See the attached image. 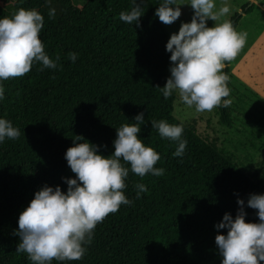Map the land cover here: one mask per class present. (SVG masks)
I'll return each mask as SVG.
<instances>
[{"label": "trees", "instance_id": "1", "mask_svg": "<svg viewBox=\"0 0 264 264\" xmlns=\"http://www.w3.org/2000/svg\"><path fill=\"white\" fill-rule=\"evenodd\" d=\"M53 1L61 11L58 20L43 11L45 0L14 3L15 11L35 8L43 15L39 38L49 57L60 59L56 69L41 71L34 63L24 76L0 82L5 89L0 117L21 130L18 139L0 144V264H32L27 254L16 252L19 214L45 185L67 190L64 180L75 174L64 156L76 137L107 157L116 129L134 123L141 112L145 123L138 138L160 155L155 167L164 174L141 178L129 172L124 194L132 203L96 225L82 259L51 264H221L215 236L227 230L214 225L225 213L235 218L238 199L245 201V222H259L246 203L250 194H264V168L246 174L231 155L173 116L174 93L164 99L157 89L164 87L170 67L169 35L155 16L162 0H144L139 27L119 19L132 0H87L81 9L69 0ZM254 8L245 4L229 19L235 30ZM5 16L11 14L0 6V18ZM69 52L78 53L75 63ZM229 64L222 70L227 76ZM217 108L229 126V108ZM161 119L183 127L182 157L173 156L176 142L151 127ZM137 183L147 189L139 198Z\"/></svg>", "mask_w": 264, "mask_h": 264}, {"label": "clouds", "instance_id": "2", "mask_svg": "<svg viewBox=\"0 0 264 264\" xmlns=\"http://www.w3.org/2000/svg\"><path fill=\"white\" fill-rule=\"evenodd\" d=\"M23 0H21V3ZM256 2V0H253ZM50 3V0H45ZM130 11H121L119 19L139 27L144 0H132ZM184 0H162L155 16L170 25L181 15ZM193 10L189 23H181L178 32L171 34L166 45L170 53V76L162 88H157L164 99L176 93L180 102L197 112L212 111L215 107H228L232 101L227 86L229 77L222 71L225 62L232 61L244 47L247 34L238 33L230 20L215 23L230 12L227 3L216 9V0H187ZM48 18L56 15L49 7ZM44 25L43 15L35 8H18L10 17L0 18V82L27 74L34 63L40 70L56 69L57 61L44 50L39 34ZM78 53L69 52L68 59L75 63ZM5 89L0 83V101ZM144 113L134 117V123L122 124L116 129L112 142L114 151L105 157L98 147L76 137L73 146L65 152V160L75 178L65 179L67 190L47 185L34 193V198L19 214L17 253L27 254L32 264H51L53 260L75 261L83 258L86 244H90L97 224L121 205H130L124 194L129 172L143 178L146 174L161 176L165 169L155 167L160 155L145 146L138 138ZM151 127L161 138L176 142L173 156L182 157L187 141L182 138L183 127L161 119L152 120ZM24 135V134H23ZM21 130L10 120L0 117V144L5 139L16 140ZM136 197L146 186L135 185ZM237 214L233 219L225 213L217 230L226 229V235L217 234L215 244L222 257L221 264H258L264 262V194H250L246 206L256 210L258 223H246L245 201L238 199Z\"/></svg>", "mask_w": 264, "mask_h": 264}, {"label": "rangeland", "instance_id": "3", "mask_svg": "<svg viewBox=\"0 0 264 264\" xmlns=\"http://www.w3.org/2000/svg\"><path fill=\"white\" fill-rule=\"evenodd\" d=\"M17 0H0V6L11 15L15 12ZM73 7L81 9L87 0H69ZM180 5L181 15L170 25L162 22L169 37L178 32L181 23L191 21L193 10L184 0ZM227 3L230 12L219 21H207L206 26L229 20L234 14H241L245 5H255L254 10L243 15L236 31L246 33V43L238 55L230 61L229 79L232 103L229 108L230 125L222 123L218 108L212 111L197 112L180 102L174 93L173 116L185 126L191 127L201 138L213 142L218 150L233 157L238 166L246 173L255 170L263 172L264 168V0H216V9ZM49 7L56 9L53 18L58 20L61 11L58 5L50 0L43 11ZM170 68V67H169ZM169 68L167 76H170ZM263 165V166H261Z\"/></svg>", "mask_w": 264, "mask_h": 264}]
</instances>
